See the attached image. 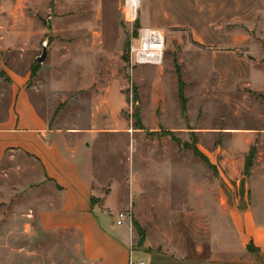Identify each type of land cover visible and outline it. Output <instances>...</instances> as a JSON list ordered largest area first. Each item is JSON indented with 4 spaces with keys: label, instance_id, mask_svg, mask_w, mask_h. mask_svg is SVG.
<instances>
[{
    "label": "rangeland",
    "instance_id": "374dc122",
    "mask_svg": "<svg viewBox=\"0 0 264 264\" xmlns=\"http://www.w3.org/2000/svg\"><path fill=\"white\" fill-rule=\"evenodd\" d=\"M142 2L139 26L167 38L159 67L131 64L123 0H0V124L28 78L40 114L89 165L93 205L127 214L134 249L174 252L225 230L213 221L235 193L223 177L242 171L220 162L255 146L248 179L264 175V0ZM43 177L28 155L0 161V264H82L74 235L38 230Z\"/></svg>",
    "mask_w": 264,
    "mask_h": 264
},
{
    "label": "crops",
    "instance_id": "0c3cea01",
    "mask_svg": "<svg viewBox=\"0 0 264 264\" xmlns=\"http://www.w3.org/2000/svg\"><path fill=\"white\" fill-rule=\"evenodd\" d=\"M16 81L14 105L0 124V161L10 152H19L41 166L50 194L38 211V230L74 235L82 264H136L137 252L142 259L137 264H147L145 259L149 264H264V175L248 179L246 158L251 149L243 153L237 148L238 161L220 162L223 167L228 162L238 164L242 171L223 177L235 188V193L220 196V206L214 210L213 221L218 219L224 231L215 233L214 225L198 239L203 242H195L191 249L157 252L147 244L138 251L126 223L118 226L112 214L93 205L89 165L76 150L68 149L66 134L51 129L40 114L26 89L28 78ZM110 217L113 223L108 222Z\"/></svg>",
    "mask_w": 264,
    "mask_h": 264
},
{
    "label": "built area",
    "instance_id": "2783aa9c",
    "mask_svg": "<svg viewBox=\"0 0 264 264\" xmlns=\"http://www.w3.org/2000/svg\"><path fill=\"white\" fill-rule=\"evenodd\" d=\"M142 0H123L122 14L124 22L134 30L130 49V60L134 67L162 66L167 53V38L155 28L139 26ZM128 219L127 214L118 215L117 225L123 226ZM144 264V263H142Z\"/></svg>",
    "mask_w": 264,
    "mask_h": 264
},
{
    "label": "trees",
    "instance_id": "16d2710c",
    "mask_svg": "<svg viewBox=\"0 0 264 264\" xmlns=\"http://www.w3.org/2000/svg\"><path fill=\"white\" fill-rule=\"evenodd\" d=\"M139 28V23L137 24V29ZM34 70H32V72H35L36 69H39V65L36 64L34 67H33ZM179 81H180V97L181 99H183V87H182V84H181V76L179 77ZM261 97L264 99V95H261ZM183 101V100H182ZM184 111H186V108H185V105H184ZM193 153L197 156V157H201L205 163H207L209 165V162L207 161V158L200 153V151H198L197 149H193L192 150ZM256 153H257V149L256 147L254 146L250 152V156L247 158V161H246V175L249 176L250 175V171L251 169L253 168V164H254V161H255V156H256Z\"/></svg>",
    "mask_w": 264,
    "mask_h": 264
},
{
    "label": "water",
    "instance_id": "95a60500",
    "mask_svg": "<svg viewBox=\"0 0 264 264\" xmlns=\"http://www.w3.org/2000/svg\"><path fill=\"white\" fill-rule=\"evenodd\" d=\"M49 27L52 28V24L50 22ZM49 54L48 44L44 46L43 54L40 58L37 59V62L39 65L44 64V62L47 60Z\"/></svg>",
    "mask_w": 264,
    "mask_h": 264
}]
</instances>
